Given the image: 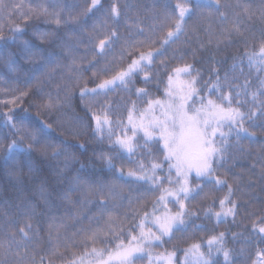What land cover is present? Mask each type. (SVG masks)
<instances>
[{
	"label": "trees",
	"instance_id": "trees-1",
	"mask_svg": "<svg viewBox=\"0 0 264 264\" xmlns=\"http://www.w3.org/2000/svg\"><path fill=\"white\" fill-rule=\"evenodd\" d=\"M177 3L184 0H100L94 8L92 0H0V264H49L50 260L62 264L75 258L93 264L120 245L141 242V224L146 234L151 229L160 235L147 217L161 208L158 200L164 189L177 188L181 177L175 168L169 171L162 143L150 141L145 146L139 124L149 122L152 115L160 117L155 106L146 112L148 101L163 100L169 77L185 65H191V76L183 73L182 79L188 82L196 77L199 96L194 97V107H200L199 97L220 103L222 96L231 93L232 107L246 114L244 125L255 135L241 134L237 142L235 130L229 133L227 122L221 121L230 155L216 176L227 183L216 185L215 178L189 174L195 198L184 201L189 214L186 226L159 241L144 242V254L135 257V264H169L170 254L171 264H198V254L189 251L197 244L205 258L225 264L222 253L208 251V240L220 233L231 264H264L257 255L264 252V233L259 231L264 226V116L257 111L264 102V63L258 57L250 62L245 55L258 52L264 42V0H221L231 6L222 8L226 18L215 12L209 15L208 0H188L192 15L185 16L182 34L175 42L163 44L167 31L175 26L165 13L178 16ZM113 4L120 11L118 19L111 15ZM41 7L50 12L55 7L62 23L32 11ZM236 23L243 36L232 33L226 39L223 30ZM113 31L117 35L101 53L99 39ZM38 32L51 33L48 41L40 43ZM24 42L38 48L43 57H51V63L27 58ZM149 52L152 62L141 63L143 67L129 74L125 84L88 91L81 98L83 89H96ZM223 103L227 107L228 101ZM252 111L257 114L248 120ZM130 112L133 123H129ZM94 116L102 123L105 116L109 121L101 132L96 131ZM117 138L131 139L134 151L121 149ZM13 140L24 148L39 142L31 152L33 174L27 169L13 171L12 161L5 160ZM54 148L62 153L57 159L51 158ZM154 162L163 164L156 170V183L128 176L129 171L139 173L141 164L150 170ZM41 181L47 202L42 199ZM228 185L236 214L217 218ZM227 207H231L228 201ZM162 208L170 214L180 210L175 198ZM29 223L31 240L23 246L10 243L13 233L20 240L19 228ZM93 234L94 242L89 239ZM133 236L137 241H132ZM56 245L59 252L53 255ZM93 248L102 256H96Z\"/></svg>",
	"mask_w": 264,
	"mask_h": 264
},
{
	"label": "snow or ice",
	"instance_id": "snow-or-ice-1",
	"mask_svg": "<svg viewBox=\"0 0 264 264\" xmlns=\"http://www.w3.org/2000/svg\"><path fill=\"white\" fill-rule=\"evenodd\" d=\"M99 3L100 0H92V7H96ZM197 7H199V5H197ZM206 7L209 10V15L215 12L220 17L226 18V11H223L222 8L226 9L231 6L222 5L221 0H208ZM90 10L91 9H89V11ZM176 10L178 11V16H174L172 13H165L166 18L174 20L175 26L173 29L167 31L166 36L163 38V44L175 42V40L179 39V36L183 32L185 16L192 15V11L188 7V0H184V3H177ZM32 11H36L37 15H52L54 17V22L57 25L62 23L60 13L55 10V7H53L51 12L47 7H41L39 10ZM111 15L114 19H118L120 17V11L115 4H113L111 7ZM262 16H264V11H262ZM141 31H143V29H141ZM223 31L226 33V39L230 38L232 33L243 36L244 32L239 23H236L232 28H226ZM36 35L40 43H45L48 41L51 33L38 32ZM116 35L117 33L113 31L111 36L99 39L98 48L101 53H103L105 49L110 46L111 38L115 37ZM24 43V51L27 58L32 60H44L47 63H51V57H43L40 54V50L38 48L35 46H29L28 42ZM245 55L250 62H253L258 57L260 62L264 63V42H261L258 52L246 51ZM152 59L153 54L151 52L141 53L138 59L132 61L127 71H121L117 73V75L113 76L111 80H105L98 87L100 89H105L108 86L113 85L117 80L122 84H125V77L128 76L133 69L137 67L142 68V61L151 63ZM174 71L177 75L180 73H185L191 76V65H185L182 68H176ZM172 79L173 78L170 76V85ZM261 86L264 87V81L261 82ZM215 87H217V90L220 91L218 85ZM88 91L95 92L96 90L83 89L81 91L82 99ZM138 91L144 92L145 90L140 89ZM262 95H264V93H262ZM167 96L169 99L166 101H161L159 99L148 101V109L146 112L151 113L154 106H159L161 109V115L159 118L153 116L152 119L147 123H144L143 120H141L139 127L143 129L144 132L145 146H148L150 141H154L156 144L162 143V155L164 160L169 162V171H171L172 168H175L177 176L182 177V182L180 180L176 181V184L179 185L178 188L164 189V194H162L160 197L161 200L165 198V195L175 197L176 203L179 204L180 210L175 215L166 216L163 219L159 217L156 218V222L159 224L160 235L151 233V229H149V233L146 234L143 231L144 225L141 224V237L143 238L141 242L134 245L130 243L127 247L122 245L118 246L115 257L119 260L120 264H135V255L144 251V241L151 239L159 241L162 236L170 235L173 229L181 230L183 226H186L189 214L185 211L184 201L188 200L190 196L195 198V196H193L194 189L189 186V173H191L193 169L195 170V175L197 178H205L209 180L215 178L216 185H223L227 183L226 180L220 179L216 176L217 168L222 167L223 164L227 162V159L230 155V145L227 139L228 133L221 131L223 127L221 121L227 122L229 133L235 130L237 142H239V140L242 138L241 134H243L244 138H250L255 135V132H249V129L244 125L246 114L242 112L239 107H232L231 93H229L228 96H222L220 103H216L211 99H208L205 102L203 97H199L200 107H194L197 101L193 99V97L199 96L198 90L196 88V77L194 76L186 83L185 90H182L179 94L169 90L167 92ZM236 96L239 97L240 93L237 92ZM253 99L256 100L255 93H253ZM224 100L228 101L227 107H225L223 103ZM189 101L192 103L189 104ZM236 103L239 104L240 100L237 99ZM257 111H259L260 114L264 116V102H261V108L257 109ZM256 114V111H252L250 114H247V119L252 120ZM93 119L96 121L97 132H101L103 130V126L109 124L106 116L103 119V123L101 122V118L99 116H94ZM129 123H133L131 112L129 113ZM261 130L264 131V126H262ZM109 131H111V129H109ZM217 133H219V140L216 139ZM33 139L35 140V137H33ZM38 144V141L36 144L29 143L27 147L24 148L15 140H13L12 143L8 145L6 149L5 160L12 161L14 165L13 171L23 173L24 170L27 169L29 174H33L34 171H36V169H34V161L31 158V152L37 147ZM116 145L129 153L133 152L135 149V145L132 143L131 139L127 138H117ZM18 153L27 154L26 158H19L17 156ZM61 154L62 153L60 151L54 148L51 153V158L57 159ZM42 158L45 160L49 158L47 152L42 153ZM173 160L175 163H171ZM107 163L109 168L114 167L112 165L111 157L108 158ZM162 167V163L154 162L152 163L150 170H145L143 164H141L139 173L129 171L128 176L135 177L136 180L151 181L152 183H156V181L159 180V177L156 175V170ZM149 172L151 174H149ZM169 183L171 184L172 181L169 180ZM43 184L44 181H41L42 199H45V202H47V197L43 195ZM197 188H199V185H197ZM232 191V186L228 185V195L225 196L224 199L220 200L222 213H215L217 218H219L221 214L224 216H235L237 205L230 199ZM110 194L113 196L116 195L115 192ZM196 195H199V193L197 192ZM226 201L231 203V207L225 208ZM32 211H34V209H32ZM30 230V223L26 224L24 227H20V240L16 241L15 233H13V240L10 241V243H16L18 246H23L25 241L31 240L29 234ZM259 231L264 233V226L260 227ZM94 236L95 234H93L92 237H89V239H92L93 242ZM132 241H137V237L133 236ZM208 245L209 254H211L213 250L217 253H222L225 264H231L230 250L226 249L224 246V233H220L219 236H213L208 240ZM213 245L216 246L214 249L212 247ZM193 249L199 256L198 264H215L213 260L210 258H205L204 254L200 252V245H193L192 249L189 251H192ZM241 251H243V249ZM58 252L59 245H56L53 249V255H56ZM92 252L98 257L102 256V253L97 251L95 248L92 249ZM171 255L172 254H170L168 257L169 264H171ZM257 255L261 260H264V252H258ZM34 260L35 257H33V261ZM41 261H43V257H41ZM78 261L79 264H83V258H75L71 261H64L62 264H77ZM49 264H52L51 260L49 261ZM253 264H257V262L254 261Z\"/></svg>",
	"mask_w": 264,
	"mask_h": 264
},
{
	"label": "rangeland",
	"instance_id": "rangeland-1",
	"mask_svg": "<svg viewBox=\"0 0 264 264\" xmlns=\"http://www.w3.org/2000/svg\"><path fill=\"white\" fill-rule=\"evenodd\" d=\"M138 59V58H137ZM136 60V59H135ZM132 63V62H131ZM141 63H144V64H150V63H148L147 61H142ZM129 68V67H128ZM128 68L125 70V71H127L128 70ZM180 68H182V67H180ZM136 69V68H135ZM135 69H133L131 72H130V74L135 70ZM182 74L183 73H180L179 75H177L176 74V72L174 71V73H173V75H172V82H171V85H170V83L168 84V91L169 90H171L172 92H174V93H177V94H179L182 90H185V88H186V83L187 82H185L183 79H182ZM127 77V76H126ZM125 77V78H126ZM112 79V78H111ZM111 79H109V80H111ZM119 83H121L120 81H116L113 85H111V86H108L107 88H105V89H108V88H111V87H113V86H115V85H117V84H119ZM105 89H100L99 87H97L95 90H99V91H102V90H105ZM167 91V92H168ZM169 99V97L167 96V94H166V97L163 99V100H161V101H166V100H168ZM193 99H194V97H193ZM192 102L191 101H189V104H191ZM154 108H158V109H160L159 108V106H155ZM155 111H157V110H155ZM160 111H161V109H160ZM152 116H154V115H152ZM226 122V121H225ZM173 163H175V161L173 160ZM189 174H191V175H194V176H196L195 175V170L193 169V171L191 172V173H189ZM181 182H182V177H181ZM179 187V186H178ZM177 187V188H178ZM175 197H171V196H167V195H165V198L163 199V200H161L160 198H159V200H158V203H159V205H160V209L156 212V213H153V214H151L150 216H148L147 217V222H149L153 227H155L156 229H157V231L160 233V230H159V224L156 222V218L157 217H159V218H161V219H163L164 217H166V216H172V215H175V214H170V213H168L166 210H164L162 207L165 205V203L168 201V200H170V199H174ZM174 230V229H173ZM169 236V235H168ZM168 236H165V237H168ZM144 242H148V241H144ZM136 244V243H135ZM134 245V244H133ZM129 246V245H128ZM125 247H127V246H125ZM117 252V250L116 251H114V252H112V253H110L109 255H107L106 257H104V258H102V259H100L99 261H97V262H95V263H93V264H120V262H119V260L115 257V253ZM144 254V251L143 252H140V253H137L136 255H135V257H137V256H140V255H143ZM110 256H111V259H110Z\"/></svg>",
	"mask_w": 264,
	"mask_h": 264
}]
</instances>
